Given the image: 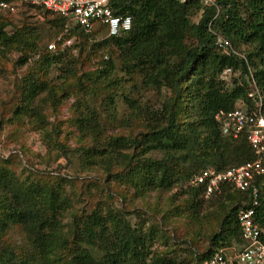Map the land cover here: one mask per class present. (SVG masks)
I'll use <instances>...</instances> for the list:
<instances>
[{
    "label": "trees",
    "instance_id": "1",
    "mask_svg": "<svg viewBox=\"0 0 264 264\" xmlns=\"http://www.w3.org/2000/svg\"><path fill=\"white\" fill-rule=\"evenodd\" d=\"M219 4L218 11L196 0H130L116 13L130 14L132 29L115 37L107 36L104 28L87 33L74 26L66 32L67 20L45 10L46 31L54 30L47 41L57 42L55 51L47 44L41 47L44 29L28 23L26 12L15 22V14L0 11V53L23 52L22 65L30 54L39 55L17 81L14 116L35 118L46 129L45 106L57 112L63 94L82 88L85 93L74 103L71 123L83 139L77 150L86 157L83 163L102 169L106 182H131L143 193L183 186L207 167L223 171L253 160L246 137L224 136L216 116L233 110L237 99L248 100L256 87L264 95V0ZM219 35L236 52L220 50ZM59 36H76L73 47L62 49ZM98 36L100 40L91 41ZM73 49L78 50L74 57ZM107 51L117 55L130 77H142L143 89L158 92L162 103L143 101L137 86L119 93L116 62L104 59ZM94 60L97 68L89 72L87 65ZM61 66L56 83L50 74ZM227 67L235 73L228 83L220 78ZM120 95L129 110L126 119L118 120ZM101 99L106 116L93 105ZM5 162L0 160V264H203L215 251L241 243L236 217L243 192L223 189L218 230L186 263L155 255L158 231L133 223L123 208L98 204L89 213L72 214L73 221L65 223L72 202L62 182L52 185L50 174L34 179L18 175ZM189 190L185 204L198 213L204 204L202 190ZM16 228L24 241L13 244L9 236Z\"/></svg>",
    "mask_w": 264,
    "mask_h": 264
},
{
    "label": "rangeland",
    "instance_id": "2",
    "mask_svg": "<svg viewBox=\"0 0 264 264\" xmlns=\"http://www.w3.org/2000/svg\"><path fill=\"white\" fill-rule=\"evenodd\" d=\"M24 12L29 17L28 23L44 29L41 47L53 43L55 40L47 41L48 35L54 30L46 31L48 29L46 11L42 8L20 7L13 15L14 21L22 20ZM12 30V27L8 28L9 32ZM100 39L101 36H98L91 41L96 42ZM72 47L71 45L70 48ZM61 48L64 49L66 46L62 44ZM103 54L104 59L112 57L116 62V75L121 81L119 93L123 92V89L130 91L133 89L132 86H137L141 97L144 98L143 101L154 105L162 103V97L158 92L142 88L141 76L136 75L132 78L122 70L115 53L107 51ZM71 55L73 57L78 55V50L73 49ZM23 57V52L14 49L0 53V160L6 161L5 166L13 169L18 175L34 179L50 174L48 181L52 185L62 182L66 192L71 194L72 202L70 210L66 213L65 223L73 221L72 214L89 213L98 204L123 208L128 211L127 214L133 223H145L158 231L152 248L155 255H168L190 263L192 253L202 251L208 245L210 234L218 230L222 213V204L219 202L221 195L209 198L201 196L204 201L203 209L194 213L185 204L188 203L185 200L190 197L189 188L192 187L190 182L162 192L145 193L131 182L115 180L106 182L103 170L97 165L89 167L83 163L86 157L77 151L83 139L71 122L75 114L74 103L85 93L82 88L69 89L63 94L61 98L63 102L57 108V112L45 106L46 129H41L39 123L33 120L35 118L14 116L17 102L13 99V94L17 81L34 67L39 55L30 54L25 65L19 63ZM97 65L98 60L91 61L87 65V70L91 72ZM60 68L63 66L54 67L50 74L56 83ZM100 102H93V105L106 116L108 112L102 110L105 107L102 99ZM128 110L125 98L120 95L117 100V119H126ZM119 128L114 129L118 131ZM59 175L65 180L55 181L52 178ZM9 239L11 243L18 244L24 241V236L21 230L16 228L11 232ZM238 247L239 245L235 243L232 248Z\"/></svg>",
    "mask_w": 264,
    "mask_h": 264
},
{
    "label": "built area",
    "instance_id": "3",
    "mask_svg": "<svg viewBox=\"0 0 264 264\" xmlns=\"http://www.w3.org/2000/svg\"><path fill=\"white\" fill-rule=\"evenodd\" d=\"M130 0H0V10L16 12L20 5L39 6L67 20L65 31L78 26L92 33L104 28L109 37L119 36L132 29L133 17L130 14H118ZM186 3L191 0H179ZM205 7H216L219 0H196ZM63 46L70 47L76 36L63 38ZM217 45L225 53L236 52L230 42L218 36ZM57 50L56 41L47 45ZM234 70L227 67L221 74V80L231 81ZM220 131L224 136L246 137L255 158L241 165L218 171L206 168L195 174L190 184L200 188L204 197L216 196L224 188L244 193L237 211V221L241 233L239 249L221 248L215 251L203 264H264V95L258 87L248 94V100L237 99L234 109L220 111L216 116Z\"/></svg>",
    "mask_w": 264,
    "mask_h": 264
},
{
    "label": "clouds",
    "instance_id": "4",
    "mask_svg": "<svg viewBox=\"0 0 264 264\" xmlns=\"http://www.w3.org/2000/svg\"><path fill=\"white\" fill-rule=\"evenodd\" d=\"M22 5H20L19 7H18V10H19V8L21 7ZM25 6H31V5H25ZM42 9H44V8H42ZM18 10L16 11V12H14L13 14H16L17 12H18ZM44 10H46V9H44ZM0 11H4V10H0ZM46 11H48V10H46ZM5 12H8V11H5ZM10 13H12V12H10ZM54 14V13H53ZM207 168H213V167H207ZM206 169V168H205ZM202 170H204V169H202ZM201 170V171H202ZM200 172V171H199ZM198 172V173H199ZM195 175V174H194ZM193 175V176H194ZM192 176V177H193ZM190 182V181H189ZM192 187H194V186H192ZM195 188H197V187H195ZM200 189V188H199ZM202 190V189H201ZM222 192H223V190H222ZM222 192L220 193V194H218V195H221L222 194ZM201 193H202V197H204V195H203V191H201ZM237 218V217H236ZM237 223H238V221H237ZM240 229V228H239ZM241 234V233H240ZM237 245H239V247L241 246V243H239V244H237ZM233 247V246H232ZM232 247H227V248H232ZM239 247L238 248H232V249H234V250H236V249H239Z\"/></svg>",
    "mask_w": 264,
    "mask_h": 264
}]
</instances>
